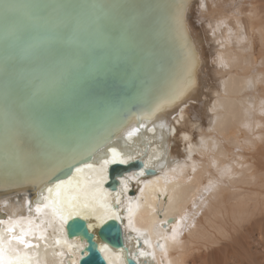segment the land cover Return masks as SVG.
Returning <instances> with one entry per match:
<instances>
[{"label": "bare ground", "instance_id": "bare-ground-1", "mask_svg": "<svg viewBox=\"0 0 264 264\" xmlns=\"http://www.w3.org/2000/svg\"><path fill=\"white\" fill-rule=\"evenodd\" d=\"M177 2L187 31L177 28V12L166 7L173 47L165 48L177 59L151 90L157 101L186 77L189 47L195 85L155 116L131 117L86 163L91 169L78 166L83 170L59 188L60 181L43 183L33 206L24 191L0 204L8 214L0 238L13 264L76 263L84 242L69 240L60 219L75 215L92 225L100 249L107 244L97 235L99 226L118 218L140 264H258L250 248L254 231L264 237V0ZM112 149L128 162L140 158L154 174L133 170L116 190L106 189L108 166L102 170V164ZM20 236L24 242L13 238ZM102 253L109 264H126L122 250L107 245Z\"/></svg>", "mask_w": 264, "mask_h": 264}, {"label": "water", "instance_id": "water-1", "mask_svg": "<svg viewBox=\"0 0 264 264\" xmlns=\"http://www.w3.org/2000/svg\"><path fill=\"white\" fill-rule=\"evenodd\" d=\"M166 2L0 0V204L24 191L33 206L43 183L69 179L154 105L158 92L151 89L177 59L165 48L173 47L165 8L177 12L178 2ZM143 168L155 172L140 158L108 165L106 189ZM7 215L0 208V223ZM99 227L100 240L124 251L126 264H140L118 218ZM65 232L84 242L78 261L68 264H109L86 219H68Z\"/></svg>", "mask_w": 264, "mask_h": 264}, {"label": "snow or ice", "instance_id": "snow-or-ice-1", "mask_svg": "<svg viewBox=\"0 0 264 264\" xmlns=\"http://www.w3.org/2000/svg\"><path fill=\"white\" fill-rule=\"evenodd\" d=\"M5 11H11L13 6L11 4H6L3 6ZM177 28L182 32L186 33L187 31V22L184 18V10L183 7L179 8L177 10V15H176V20H175ZM188 55L190 58V63L188 65L187 69V75L185 78H182L169 92H167L165 95L161 96L160 98L157 99L155 104L148 109V111L145 113V116L147 117H153L155 116L158 112H160L163 108L166 106H171L176 104L179 101H182L184 97L187 95V93L190 91V89L195 85V57L191 51V47L188 49ZM139 118H144V117H139ZM163 127V125H161ZM138 131V129H133L128 133L129 136H132L134 132ZM71 163L69 164V167H71V164L76 163L75 158H70ZM128 163V159H125L121 156L119 152L116 151V149L111 150V156L109 159H106L103 161L102 164V170L106 169L108 165L110 164H115V163ZM84 168H89L91 169L93 166L91 164H87L83 166ZM83 169L82 168H76V172L79 173ZM65 181H60L59 184L57 185V188H59L61 185L65 184ZM51 191V189H49ZM39 211V208L37 209ZM62 222H66L68 217L61 216L60 217ZM89 227H92V225H89ZM11 231V229L9 230ZM14 239H18L22 242H24V237H13ZM107 248V245H104L101 248V251H104ZM0 264H13L12 261L8 260L5 257V249L2 243V238H0Z\"/></svg>", "mask_w": 264, "mask_h": 264}, {"label": "rangeland", "instance_id": "rangeland-1", "mask_svg": "<svg viewBox=\"0 0 264 264\" xmlns=\"http://www.w3.org/2000/svg\"><path fill=\"white\" fill-rule=\"evenodd\" d=\"M205 6H206L205 11H208L207 5ZM251 239L254 240L256 246H253L252 248H250V251L252 252L254 257L259 259L258 264H262L264 263V237L261 234H259L257 231H254L251 234ZM213 258H214V255L212 256V259ZM232 263L235 264L233 260H231L230 264ZM198 264H203V261L198 260Z\"/></svg>", "mask_w": 264, "mask_h": 264}]
</instances>
